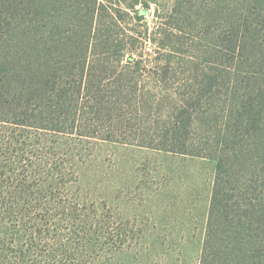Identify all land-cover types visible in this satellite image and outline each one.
<instances>
[{"label":"rangeland","instance_id":"374dc122","mask_svg":"<svg viewBox=\"0 0 264 264\" xmlns=\"http://www.w3.org/2000/svg\"><path fill=\"white\" fill-rule=\"evenodd\" d=\"M140 1L139 19L125 16L109 32L135 57L101 56L103 72L94 75L103 103L81 115L80 127L46 132L0 122V264L5 256L16 264H199L216 164L164 149V134L183 100L195 103L197 116L221 121L253 80L264 81V0ZM52 2L48 29L71 37L70 11L81 2ZM4 14L0 46L23 19ZM157 27L161 49L141 39ZM20 42L18 53L31 45ZM219 129L198 125L192 137L212 141ZM21 177L27 195L6 211ZM47 177L53 187L44 190Z\"/></svg>","mask_w":264,"mask_h":264},{"label":"trees","instance_id":"16d2710c","mask_svg":"<svg viewBox=\"0 0 264 264\" xmlns=\"http://www.w3.org/2000/svg\"><path fill=\"white\" fill-rule=\"evenodd\" d=\"M52 1L0 0V17L4 16V21L8 19L4 12L23 16L20 30L13 29L11 43L0 46V122L70 133L81 126L76 124L85 111L93 114L103 103L94 75L98 67L100 73L103 72L101 56L113 53L118 63L124 59V52H128L129 60L135 57L132 49H126L123 40L118 39L117 32L116 39L109 32L119 28L125 16L132 14L139 19L141 12L137 6H145V3L140 0H78L81 6L77 4L70 11V23L74 26L69 31L71 37H65L61 31L48 29V21L54 18ZM177 7L176 2L173 9ZM61 12L67 13V8ZM163 37V31L157 27L150 34L146 28L141 39L142 43L161 49ZM229 37H233L232 32ZM243 40L241 37L236 41L235 50ZM20 41L31 44L22 53L16 50V45L23 44ZM12 44L15 45L10 47ZM57 44H64V53L57 51L60 48ZM138 64L134 65L139 68ZM122 81L118 79L115 83ZM263 82L262 78L253 80L252 87L240 101L234 98L233 106L221 121L214 113L197 116L192 110L195 103L191 99L183 100L164 134L167 142L164 149L210 158L216 164L199 264H264ZM213 123L220 129L212 141L193 139L194 127L205 128ZM42 138L38 134L37 140ZM40 186L44 190L53 187L52 178L47 177ZM28 187L26 178L21 177L10 193L11 202L4 204L6 211L14 212L18 208ZM42 206L46 203L38 209ZM1 234L8 237L9 233ZM2 258L1 264L19 261L16 256L12 261L8 256Z\"/></svg>","mask_w":264,"mask_h":264}]
</instances>
